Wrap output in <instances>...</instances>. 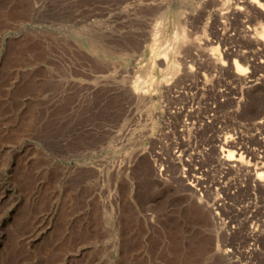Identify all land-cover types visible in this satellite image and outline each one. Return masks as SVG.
<instances>
[{"label":"rangeland","instance_id":"obj_1","mask_svg":"<svg viewBox=\"0 0 264 264\" xmlns=\"http://www.w3.org/2000/svg\"><path fill=\"white\" fill-rule=\"evenodd\" d=\"M262 28L264 0H0V264H264Z\"/></svg>","mask_w":264,"mask_h":264},{"label":"bare ground","instance_id":"obj_2","mask_svg":"<svg viewBox=\"0 0 264 264\" xmlns=\"http://www.w3.org/2000/svg\"><path fill=\"white\" fill-rule=\"evenodd\" d=\"M261 34H260V38H262L263 40H264V28H262V30H261V32H260ZM176 36V35H175ZM174 36V37H175ZM185 36V32H184V30L182 29V30H180V31H178V34H177V36L175 37V38H177L176 39V43H178L180 40H183V38H185L184 37ZM173 37V38H174ZM205 44V43H204ZM198 45V46H197ZM196 45V47H197V49L198 48H201V46H200V44L198 43ZM199 50V49H198ZM154 51V50H153ZM209 51L211 52V53H208V57H209V55L211 56V54H214L215 52H217V48L216 47H211V48H209ZM162 52V51H161ZM212 52H214V53H212ZM154 53H155V51H154ZM158 53V52H157ZM160 53V52H159ZM166 53V52H165ZM158 55V54H157ZM156 55V56H157ZM164 56V55H163ZM207 57V58H208ZM164 59H165V57H164ZM166 67L168 68V67H170V68H172V69H176V67H177V64H171V63H166ZM171 69V70H172ZM234 70H235V73L236 74H238V75H242V74H244L245 72H246V70H245V68L242 66V65H240V64H238V63H236V62H234ZM135 91V90H134ZM137 92H138V89H137ZM135 93V92H134ZM140 93V92H139ZM258 124L261 126V127H264V120H260L259 122H258ZM261 134H259L258 135V142L260 143V146H261V150L259 151V153L262 155V156H258V158L260 157V158H262V157H264V135H261ZM260 136V137H259ZM223 147V148H222ZM229 148H230V146H229V144H228V142L226 141V140H224L223 142H222V144H221V157H220V159H221V163L222 164H227L230 160H241V156L237 153L236 155L233 153V152H231L230 150H229ZM237 150L239 151V153L241 152V149L240 148H237ZM222 153H224V154H222ZM235 156H237V157H235ZM236 158V159H235ZM259 158V159H260ZM257 171H260V172H257L256 173V177L257 178H262V176H263V174H264V166H261L260 168H259V170H257Z\"/></svg>","mask_w":264,"mask_h":264}]
</instances>
